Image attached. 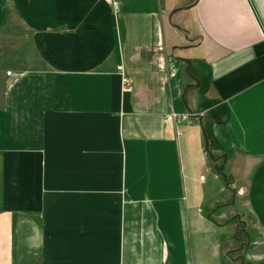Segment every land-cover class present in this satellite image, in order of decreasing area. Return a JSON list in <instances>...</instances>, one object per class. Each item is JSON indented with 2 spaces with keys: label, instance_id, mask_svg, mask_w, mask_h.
Returning a JSON list of instances; mask_svg holds the SVG:
<instances>
[{
  "label": "crops",
  "instance_id": "crops-1",
  "mask_svg": "<svg viewBox=\"0 0 264 264\" xmlns=\"http://www.w3.org/2000/svg\"><path fill=\"white\" fill-rule=\"evenodd\" d=\"M0 73V264H264V0H0Z\"/></svg>",
  "mask_w": 264,
  "mask_h": 264
},
{
  "label": "rangeland",
  "instance_id": "rangeland-1",
  "mask_svg": "<svg viewBox=\"0 0 264 264\" xmlns=\"http://www.w3.org/2000/svg\"><path fill=\"white\" fill-rule=\"evenodd\" d=\"M178 35L177 38H173L171 45L169 47V51H171V47L178 44V43H182L183 45L187 44V40L184 38L183 33H181L180 31H177ZM6 53V52H5ZM6 57V56H5ZM186 59V58H185ZM189 60V59H187ZM190 61V60H189ZM8 68H5V72L4 74H8L7 70ZM193 67H190L188 72L189 74L192 76V73L194 72ZM192 82V81H191ZM6 86V82L4 77H2V74L0 73V100H1V95L2 92L4 90ZM211 151V150H210ZM212 152V151H211ZM213 155V158L216 159V157L220 156L218 153H211ZM213 164V172L214 174L219 178L218 180H220V185L224 186L226 184H229L231 181V178L227 175L226 173V168H224L222 171H219L218 169L223 165L222 164V159L219 158L218 159V164H214V161L212 162ZM231 194L232 191L229 192V195L225 198H220L217 201H215L214 204L209 203L207 206H204V208H202V213L204 215H207L208 217H212L213 215L219 218L217 220H219L218 222H228L230 223V225L232 226V228H230L232 230V234L229 235V238L231 239L232 245H228L229 242H227L226 244L228 245V249H236L239 248L237 250H235L233 252V256H238L241 252V246H243L244 244H247L248 241L250 240L249 235L247 234L248 232L251 231L252 229V225H253V221L252 219L248 216V214L243 213V212H239V210L232 212V213H225L226 210V205H228L232 198H231ZM218 205H220L219 207H217ZM221 215H224V217H221ZM225 247H227L225 245Z\"/></svg>",
  "mask_w": 264,
  "mask_h": 264
},
{
  "label": "water",
  "instance_id": "water-1",
  "mask_svg": "<svg viewBox=\"0 0 264 264\" xmlns=\"http://www.w3.org/2000/svg\"><path fill=\"white\" fill-rule=\"evenodd\" d=\"M184 9H186V8H185V7H182V8H177V9L173 10V11L171 12V14H170V19L172 18V16H173L174 14H176L177 12L182 11V10H184ZM174 27H175L177 30H179L180 32H182V33L185 35V38H186L189 42H193L194 40H196V39L190 38V33H189V31H187V30L184 29L183 27H181V26H179V25H175V24H174ZM189 46H191V45L175 46V47L172 49V51H173V53H174L175 50L186 49V48H188ZM173 55H174V54H173ZM185 61L189 64V61H188V60H185ZM205 138H206V140H205V141H206L205 148H206L207 151H209V141H208V139H207L206 136H205ZM210 156L213 157L212 154H210ZM223 169H224V165H222L218 170H219V171H222Z\"/></svg>",
  "mask_w": 264,
  "mask_h": 264
},
{
  "label": "built area",
  "instance_id": "built-area-1",
  "mask_svg": "<svg viewBox=\"0 0 264 264\" xmlns=\"http://www.w3.org/2000/svg\"><path fill=\"white\" fill-rule=\"evenodd\" d=\"M114 8L116 10H118L119 4L117 2L114 3ZM117 70L122 71L123 70V67L121 65L120 66H117ZM123 83H124V85L126 87H129L130 86V84H129L130 81H129V79L126 76H123ZM172 117H173V119L175 120L176 123L179 122V119L177 118L176 113L172 112Z\"/></svg>",
  "mask_w": 264,
  "mask_h": 264
},
{
  "label": "flooded vegetation",
  "instance_id": "flooded-vegetation-1",
  "mask_svg": "<svg viewBox=\"0 0 264 264\" xmlns=\"http://www.w3.org/2000/svg\"><path fill=\"white\" fill-rule=\"evenodd\" d=\"M189 42V41H188ZM190 44L193 43V42H189Z\"/></svg>",
  "mask_w": 264,
  "mask_h": 264
},
{
  "label": "trees",
  "instance_id": "trees-1",
  "mask_svg": "<svg viewBox=\"0 0 264 264\" xmlns=\"http://www.w3.org/2000/svg\"><path fill=\"white\" fill-rule=\"evenodd\" d=\"M237 249H239V248H237ZM233 257H236V256H233Z\"/></svg>",
  "mask_w": 264,
  "mask_h": 264
}]
</instances>
